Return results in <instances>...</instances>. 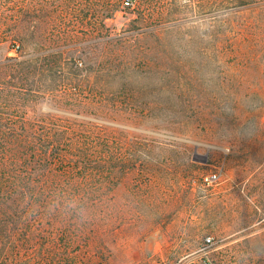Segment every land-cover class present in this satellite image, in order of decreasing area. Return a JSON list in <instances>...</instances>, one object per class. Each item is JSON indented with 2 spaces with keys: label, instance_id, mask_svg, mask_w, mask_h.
<instances>
[{
  "label": "rangeland",
  "instance_id": "374dc122",
  "mask_svg": "<svg viewBox=\"0 0 264 264\" xmlns=\"http://www.w3.org/2000/svg\"><path fill=\"white\" fill-rule=\"evenodd\" d=\"M17 1L23 2L0 0L7 8H0V22L15 20ZM124 1L70 2L71 10L91 5L93 11L82 13L89 18L114 10L102 20L100 34L79 48L119 59L120 39L121 60L129 69L138 57L149 62L126 79L102 87L97 82L98 106L108 116L76 114L49 101L36 107L156 141L152 150L132 149L137 162L145 169L166 163L154 171L155 183L149 176L131 185L125 179L103 199L104 221L113 232L117 226L118 235L110 232L100 246H74V264H202L204 258L211 264H264V0L244 7L236 0H132L129 6ZM25 2L39 3L43 22L58 25L50 4L63 6L61 0ZM146 30L152 32L138 35ZM159 30L170 49L155 50L150 34ZM79 48L73 50L74 70L76 63L86 66ZM19 56L29 51L0 46V61ZM155 103L162 107L155 109ZM140 104L150 106L145 118L128 113ZM211 173H219L217 183L203 185L202 176ZM150 185L151 193H143Z\"/></svg>",
  "mask_w": 264,
  "mask_h": 264
},
{
  "label": "trees",
  "instance_id": "16d2710c",
  "mask_svg": "<svg viewBox=\"0 0 264 264\" xmlns=\"http://www.w3.org/2000/svg\"><path fill=\"white\" fill-rule=\"evenodd\" d=\"M71 1L61 0L63 6L50 4L51 17L58 25L51 19L43 22L42 6L25 0L14 3L18 16L11 24L0 22V28L5 27L0 46H10L16 53L29 51L26 58L0 61V264H74V246L79 251L92 241L98 245L110 232L118 235V227L114 226L113 232L104 221L103 199L116 192L125 179L131 185L149 176L155 183L154 171L166 163L157 162L145 169L137 162L136 150L132 149L152 150L158 146L156 141L36 107L49 101L57 109L104 118L109 112L98 106L97 82L102 87L149 65L148 60L138 57L139 64L129 69L121 60L120 39L115 44L119 59L84 45L79 48L77 44L100 34L102 20L114 10L108 7L105 16L95 12L89 18L82 13L93 11L91 5L81 8L79 3L71 10ZM118 1L122 3H110ZM252 1L236 3L244 7ZM0 8L7 9L5 4ZM69 9L73 14L66 13ZM151 32L138 35L145 37ZM150 37L156 51L170 49L163 30ZM74 48H79L77 55L86 65L76 63L78 70L73 67ZM61 72L67 75L61 76ZM158 106L162 104H154L155 109ZM135 109L128 113L137 112L145 118L150 106L140 104ZM179 172L182 170L173 174ZM151 185L143 193H151Z\"/></svg>",
  "mask_w": 264,
  "mask_h": 264
},
{
  "label": "built area",
  "instance_id": "2783aa9c",
  "mask_svg": "<svg viewBox=\"0 0 264 264\" xmlns=\"http://www.w3.org/2000/svg\"><path fill=\"white\" fill-rule=\"evenodd\" d=\"M124 4L126 6H129L130 4H132V0H126ZM218 179H219V173H211V174L202 176L201 181L203 185L211 186L212 184L217 183ZM211 241H212L211 238L205 239L206 245H210L212 243ZM202 264H211V262L207 258H204L202 260Z\"/></svg>",
  "mask_w": 264,
  "mask_h": 264
}]
</instances>
